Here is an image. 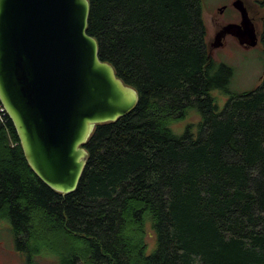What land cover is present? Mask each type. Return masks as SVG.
<instances>
[{
    "label": "trees",
    "instance_id": "1",
    "mask_svg": "<svg viewBox=\"0 0 264 264\" xmlns=\"http://www.w3.org/2000/svg\"><path fill=\"white\" fill-rule=\"evenodd\" d=\"M87 1L99 60L138 100L94 127L68 194L35 175L0 111V220L24 264H264V73L254 90L230 93L232 69L208 52L202 0ZM252 1L264 47V0ZM213 90L229 94L220 112ZM189 109L198 135L173 134Z\"/></svg>",
    "mask_w": 264,
    "mask_h": 264
},
{
    "label": "water",
    "instance_id": "2",
    "mask_svg": "<svg viewBox=\"0 0 264 264\" xmlns=\"http://www.w3.org/2000/svg\"><path fill=\"white\" fill-rule=\"evenodd\" d=\"M240 22L223 26L209 54L229 35L255 47L258 32L241 0ZM87 0H0V104L35 175L49 188L73 192L98 124L132 111L137 93L98 58L86 34Z\"/></svg>",
    "mask_w": 264,
    "mask_h": 264
},
{
    "label": "rangeland",
    "instance_id": "3",
    "mask_svg": "<svg viewBox=\"0 0 264 264\" xmlns=\"http://www.w3.org/2000/svg\"><path fill=\"white\" fill-rule=\"evenodd\" d=\"M233 1L234 0H202V16L206 27L207 46L213 40L218 27L228 22L237 23L239 21L237 12H234L231 7ZM244 1L250 13L255 14L258 11L257 8H253L251 0ZM222 5L227 6V12L224 11L223 14H219L218 10ZM262 15L263 11L261 10L255 21L257 32L261 29L260 18ZM211 56L217 63L225 64L232 69L233 75L229 85L230 93L238 94L251 91L260 85L264 73V47L260 42L255 47H243L231 37H228L223 41L221 47L212 51ZM211 96L216 102L218 112H220L229 94L224 95L218 90H213L211 91ZM199 122L200 117L197 112L194 109H189L184 119L171 125V130L173 134L180 136L183 135L187 127H190L189 131L192 133L193 137H196L198 135ZM146 243V253L149 254L155 247V238L151 232L147 234ZM0 264H24L23 255L14 248L13 235L6 220H0ZM38 264L55 263L50 258H39Z\"/></svg>",
    "mask_w": 264,
    "mask_h": 264
},
{
    "label": "flooded vegetation",
    "instance_id": "4",
    "mask_svg": "<svg viewBox=\"0 0 264 264\" xmlns=\"http://www.w3.org/2000/svg\"><path fill=\"white\" fill-rule=\"evenodd\" d=\"M235 1V0H234ZM233 1V2H234ZM242 1V3H243V5H244V7L246 8V10H247V12H248V16H249V18H250V20L252 21V23H253V25H254V27H255V21L257 20V15L260 13L259 12V10L255 13V14H253V13H250V10H249V8H248V6L246 5V3H245V1L244 0H241ZM252 1V0H251ZM232 2V3H233ZM232 3H231V7H232V10L234 11V12H237V14H238V17H239V21L237 22V23H239L240 22V15H239V12L232 6ZM252 6H253V8H257L256 7V5H255V3L252 1ZM258 9V8H257ZM228 10H231V9H228ZM224 11H226L227 12V6L226 5H222L221 7H220V9L218 10V13L219 14H223L224 13ZM225 12V13H226ZM261 19V21H262V17L260 18ZM227 24H229V22L227 23ZM226 25V23L225 24H223V25H221L220 27H218V29H217V31L215 32V34L223 27V26H225ZM255 29H256V27H255ZM259 34H260V31H258V37H259ZM228 37H231L235 42H237V40L235 39V38H233L232 36H229V35H227L224 39H223V41H225V39L226 38H228ZM213 41V40H212ZM211 41V42H212ZM238 43V42H237ZM243 47H245V46H243Z\"/></svg>",
    "mask_w": 264,
    "mask_h": 264
},
{
    "label": "built area",
    "instance_id": "5",
    "mask_svg": "<svg viewBox=\"0 0 264 264\" xmlns=\"http://www.w3.org/2000/svg\"><path fill=\"white\" fill-rule=\"evenodd\" d=\"M0 111H3V108H2V106L0 107Z\"/></svg>",
    "mask_w": 264,
    "mask_h": 264
}]
</instances>
